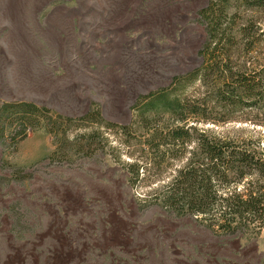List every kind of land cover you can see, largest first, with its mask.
Instances as JSON below:
<instances>
[{"label":"rangeland","instance_id":"374dc122","mask_svg":"<svg viewBox=\"0 0 264 264\" xmlns=\"http://www.w3.org/2000/svg\"><path fill=\"white\" fill-rule=\"evenodd\" d=\"M209 1L0 0V264H263L264 225L227 234L155 202L183 162L156 160L139 180L129 168L152 156L147 127L175 123L143 122L136 101L199 66ZM224 4L236 27H264V5Z\"/></svg>","mask_w":264,"mask_h":264},{"label":"trees","instance_id":"16d2710c","mask_svg":"<svg viewBox=\"0 0 264 264\" xmlns=\"http://www.w3.org/2000/svg\"><path fill=\"white\" fill-rule=\"evenodd\" d=\"M250 1L253 7L264 5V0ZM226 2L210 0L200 13L206 38L199 66L136 101L134 110L143 122L164 114L175 123L166 129L147 127L146 149L152 156L129 168L139 180L156 160L183 162L155 202L170 213L201 217L208 227L234 235L257 232L264 225V135H245L242 130L219 134L197 126L264 124L250 119L255 112L264 116V27L251 19L236 27ZM194 84L197 95L181 91ZM147 112L151 119L143 118ZM21 114L31 122L39 113L28 108Z\"/></svg>","mask_w":264,"mask_h":264}]
</instances>
